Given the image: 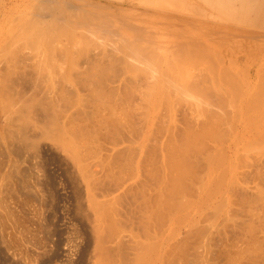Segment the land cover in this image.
Instances as JSON below:
<instances>
[{"label": "rangeland", "instance_id": "374dc122", "mask_svg": "<svg viewBox=\"0 0 264 264\" xmlns=\"http://www.w3.org/2000/svg\"><path fill=\"white\" fill-rule=\"evenodd\" d=\"M25 1L13 6L25 10ZM5 24L0 21L2 38L16 30ZM27 31L24 36H31ZM20 38L16 44L24 46L8 39L9 50L0 49L1 78L12 71L10 81L24 83L23 91L6 80L12 89L0 90V103L10 109L3 104L0 110V264H136L142 254L134 252L153 245V264H264L263 122L254 118L256 125L233 128L229 102L192 90L195 82L207 88L203 65L193 66L194 72L189 64H171L169 52H110L102 41L96 44L100 38L93 42L99 46L89 38L71 45L64 37L39 42L33 35L29 46ZM176 67L182 75L200 76L188 79L187 88ZM14 72L25 79L13 81ZM19 86L25 105L17 101L21 93H13ZM10 103L17 106L8 109ZM163 173L171 177L164 183L169 189ZM160 196L167 198L160 202ZM154 240L158 244L148 245Z\"/></svg>", "mask_w": 264, "mask_h": 264}, {"label": "bare ground", "instance_id": "6f19581e", "mask_svg": "<svg viewBox=\"0 0 264 264\" xmlns=\"http://www.w3.org/2000/svg\"><path fill=\"white\" fill-rule=\"evenodd\" d=\"M22 1H24V0H22ZM26 1H27V4L25 3ZM26 1L22 2V5H20V6L24 5V7L26 5V9L24 10L21 7V9H23V10L20 11V10L15 9V7H14L15 6L14 4H16V6H17V3H16L17 0H0V21L5 20V21H7V24L10 23V25H12L13 27L15 26V29H16L15 30L16 33L13 31L14 28H12L13 30L10 29V30H12V31H10L11 33H13V32L15 33L14 35L11 34L9 31H8L9 33L7 32L8 35L10 34L9 36L7 35L8 38H4L7 33H4L5 35L3 38H2V36H0V39H2V40L4 39L3 41L5 43V45L2 44L4 46V48L0 47V49L2 48V49L7 50L8 48H10V46L6 47L7 42L8 41H10V42L14 41L16 44V40H18L17 42H19L20 37H22L24 40H26L28 42L27 43L25 41V42H23L24 44L26 43L29 45V43L32 39L31 38L32 35L35 39L37 38L39 42H41V39L45 40L48 36H49V38H47V39H49L51 42H52V39H50L51 37L53 38V41H54V39L55 40L57 39L56 42L59 41L58 39H61L62 37H64L68 43L71 42V45H75L79 39L81 41V39H83V38H86V39L89 38L90 39V36L91 37L96 36L97 37L96 39H98V38H100V39H98V41H97L96 39L93 40L91 38L90 39L91 42L89 44L93 43L94 41L95 42L97 41L96 44L99 43L100 41H102L103 43L100 42L99 45H101V46L104 45L103 48H105V50H106V47H107L109 51L111 50L110 52H112V51L113 52H169L168 55L171 57V58H169L171 60V62L169 59L168 60L173 65L178 63V65L182 66V68H184L183 66L186 64H189L190 65L189 67L196 66L197 68L199 65L200 66L203 65V66H201V69H199V71L200 70H201V72L205 71L204 72L205 74L200 73L202 76V78L201 77L200 78L203 79L204 83L201 82L203 85L205 84V82L207 83L206 84L207 88L205 89V87L201 86L202 84L198 85V86H201L202 88H198L196 85V82L191 83V84L189 83L190 84L189 86L192 85L191 86L192 90L197 89V90H200L202 93H205V94H209L210 92H213L215 95H217V97H219L220 101H222L220 103H226V101H227V103L229 102V105L231 106V108H230L231 109V114H230L231 116L229 115L230 116L229 118H231L230 121L233 123L231 125V127L233 126V128H234V125L236 123L237 124L241 123V125L244 123V125H245L246 123H249L251 121V123L253 125H256L257 123L262 121L263 123L261 124V122H260L259 126L261 125L263 127V130H264V0H26ZM18 2H21V1H18ZM18 4H21V3H18ZM12 9L15 10L14 13L17 10L16 15L12 14L13 13ZM38 23L40 25H38ZM7 24H5V25L7 26ZM29 25L30 26L35 25V26H40V27H38V28L33 27V29L31 27L32 30L28 29L29 31H27V26H28V28H30ZM8 27H9V25H8ZM23 28H24V30L25 29L26 30L25 31L21 30ZM17 29H19L20 32ZM1 30H2V28H0V31ZM6 30H7V27H6ZM21 31H22L23 35L19 37V35H21ZM26 31L31 34V36H30L27 33L30 36V38L27 35L24 36ZM18 33H20V34H18ZM34 35H37V37H35ZM25 37H26V39H25ZM27 37L30 39V41H29V39H27ZM22 38H20V39H22ZM8 39H10V40H8ZM86 39H84V40H86ZM84 40L82 42H84ZM21 41H23V40H20V42ZM33 41H32V44H33ZM35 41H37V40H35ZM10 42H8L7 45H11ZM44 42L46 43V41H44ZM86 42H87V40H86ZM21 43H18V44H20L21 46H24ZM45 43H43L44 46H45ZM15 44L12 42L13 47L12 46L11 47L13 49L15 47L14 46ZM18 44H16L17 47H18ZM55 44H57V43H55ZM34 45H36V43ZM71 45H70V47H71ZM85 45H86V43H85ZM99 45H95V46H99ZM40 46H41V44H40ZM44 46L42 45V47H44ZM59 46H60V44H59ZM108 46H110V49ZM37 47H39V46H37ZM84 47H86V46H84ZM87 47H90V45ZM33 48H34V46H33ZM75 48H76V46H75ZM48 50H50V49H48ZM4 51L5 50H3L2 52H4ZM0 55H1V53H0ZM19 55H20V53H19ZM19 55H18V57H19ZM5 58H3L2 60H4ZM6 59L4 60L5 62H6ZM144 59H146V58H144ZM11 61H8L7 63H11ZM18 61H19V58H18ZM22 61H23V56H22ZM125 62L127 63V60H125ZM3 63H1V64H3ZM22 64H24V63H22ZM20 65H21V63H20ZM12 66H14V65L12 64ZM10 67H11V65H10ZM177 67H176V69H174V72L177 73L176 74L177 77L179 76L178 78H180V82L183 85H185L187 83V85H185V86H187V88H190L188 86V82H186V81H188V79H190L191 77H192V79L194 77H197V75L199 77L200 75L198 74V72H196L197 74L194 73L195 71H198V69L195 70L196 68L193 67L194 68V72H193L194 75L192 73L191 74L186 73V74L182 75L178 70L179 67L178 68ZM25 68H26V66H25ZM182 68H179V69L182 70ZM10 69H12V68H10ZM15 69L18 71L17 68H15ZM183 70H185V69H183ZM153 71H155V70L153 69ZM22 72H23V70H22ZM22 72H21V74H22ZM150 72H152V71H149V73ZM14 74H17V75H14ZM13 75H14V77H16V76L18 77L19 73L14 72ZM1 76H2V74L0 75V78H1ZM21 76L19 77L20 80L22 78L25 79V77L23 75H21ZM165 76H171V75H165ZM17 77L14 78L13 81H15L16 79L19 80ZM156 77H157V75H156ZM2 78H1L2 79L1 84H4L6 80H7L6 82L10 81V79L13 78L12 77V71H6V73L3 75ZM151 78H152V75H151ZM158 79H159V77H158ZM169 79H171V78H169ZM196 79H198V78H196ZM3 80H4V82H3ZM155 81H157V80H155ZM175 81H176V79H175ZM197 81H199V80H197ZM10 82H11V85H13V84H15L16 81L12 82V80H11ZM20 82L17 81L16 83H19V84H17L16 86H18V85L21 86V84H24V83H22V80ZM157 82H159V81H157ZM177 82H178V80H177ZM199 82H197V84H199ZM4 85H5V88H4V86H3V88L1 86L2 89H0V90L7 89L6 92H8V91L10 92V90L12 89V88L10 89V87H11V86H9L10 84L8 85V83H6ZM7 85L9 87V89L6 87ZM20 86H19V88L18 87L15 88L14 89L15 91H13V93L17 92V90H18L19 93H21L20 97L26 96L23 92H21L23 90L22 86H21L22 90L20 91ZM156 86H157V84H156ZM179 86H181V85H179ZM208 87H211V89L209 88L210 89L209 90ZM172 89H174V88H172ZM189 90H191V89H189ZM197 90L195 92H197V93L200 92ZM25 91L27 92V90H25ZM178 91H180V90H178ZM11 93H12V91H11ZM22 93H23V95H22ZM14 94L12 95V97L14 96ZM0 96H2V95H0ZM10 97H11V95H10ZM10 97L8 96L7 98H9L10 101L11 100L13 101L14 97H19V96L18 95L14 96L11 99H10ZM20 97L18 98L19 100H17V101H19L21 103H22V101H24V102L27 101V100H24L26 98H24V97L20 98ZM21 99H23V100L21 101ZM229 99H230V101H229ZM0 100H1V98H0ZM5 100H6V98H5ZM2 101H4V100H1V102ZM10 101H7V102L9 103ZM21 103L19 105H21ZM3 104H4V102H3ZM3 104L0 103V110L1 111L4 109L5 111L8 112L10 110L9 108H11L12 105H13V107H15L14 106L15 103L12 105L10 103V104H8V107H7L9 110H7L4 108V107H6L7 104L5 103L6 105L4 104V106H3ZM22 104L25 105L24 103H22ZM9 105H11V107ZM2 106H3V109H1ZM19 108H20V106H18V111L21 112V110H19ZM21 108H22V106H21ZM24 108L27 109L26 107H24ZM4 110H3V112H4ZM11 110H13V109H11ZM27 110L29 111V108ZM14 111H16V113H19L17 111V109ZM3 112H1V113H3ZM228 112H229V110H228ZM228 112H227V114H228ZM9 113H11V112H9ZM5 115H8V114H5ZM15 117H18V116H15ZM6 118H5V120L7 121ZM254 118L258 119L259 122L256 121L257 123L254 124L255 122L254 123L252 122V120ZM15 119L17 121V118H15ZM18 119H21V118L19 117ZM12 121L14 122L15 120L13 119ZM13 122H12V124H13ZM21 122H22V120H21ZM18 123L20 124V121ZM11 125H10V127H12ZM244 125H242V126L244 127ZM248 126H249V124H248ZM7 127L5 129H7ZM231 127H230V129H232ZM260 127L258 129H262ZM252 129H253V127H252ZM247 130H249V129H247ZM231 131H233V130H231ZM258 132H259V130H258ZM263 134H262V136H263ZM32 141H34V143H35L34 139ZM234 141H235V139H234ZM166 142H168V141H166ZM135 143H136V141H135ZM168 143H165V144L167 145ZM133 145L131 147H133ZM224 145L223 144L219 145L218 148L221 147L220 151L224 149ZM137 146H139V145H137ZM162 146H164V145L162 144ZM140 147H142V146H140ZM155 147H157V146H155ZM226 147H227V145H226ZM136 148H134V149H136ZM162 151H164V148ZM71 152H69V154ZM74 154H76V153L74 152ZM163 154H161V156ZM70 157L72 158V156H70ZM165 157H167V155ZM165 157H163L164 161L167 160ZM76 158H77V155H76ZM212 158H214V157H212ZM136 159H135V161H137ZM77 160H79V159L77 158ZM78 162H76L75 164H77ZM166 163H168V162L166 161L165 164ZM137 164L138 163L134 164V167ZM165 164L163 163V166H165ZM159 166H161V165H159ZM136 167H138V165ZM165 167L167 168V169H165V171H167L169 166L166 164ZM165 167H163V168H165ZM132 169H134V168H132ZM160 171L164 172L163 170H160ZM132 173H130L129 176H131ZM167 173L166 174L163 173V174L167 175ZM165 175H164V178H165ZM167 177H168V175H167ZM135 178H138V177H135ZM125 179L127 181V178H125ZM129 179L131 180L130 177H129ZM168 179H171V177L170 178L168 177L167 181L165 179L163 180L164 182L162 181L163 186H165V187L169 186V185L164 184L165 182H167V183L170 182V181H168ZM135 180L136 179H134V181ZM134 181L132 178V184H134L133 183ZM162 182L160 181V184ZM123 183H122V187H123ZM127 186H128V184H127ZM158 186H159V184H158ZM163 186L161 185L160 187L163 188ZM120 187H121V185H120ZM160 187H158V188L160 189ZM164 188L162 189V190H164L163 193L168 194L165 190L168 187H166L165 189ZM119 191H120V189H119ZM169 193H170V191H169ZM157 196H158V194H157ZM160 197H162V196H160ZM155 198H154V201H156ZM158 198L159 197H157V199ZM164 198L165 197L163 196L161 198V201L160 200L159 201L162 202L164 200ZM97 204H100V203H97ZM95 209H96V207H95ZM98 209H99V207H98ZM100 209H102V207ZM96 212H97V209H96ZM93 213H95V212L93 211ZM148 213H151V212H148ZM148 213H146V214L148 215ZM96 214H95V217H96ZM151 215H152V213H151ZM97 216H100V215L97 214ZM100 218H101V216H100ZM96 219H97V217H96ZM97 221H100V219ZM98 226H100V224H98ZM98 226H95V228H99ZM131 228H130V230H132ZM163 228H165V227H163ZM125 229L127 231H129L128 230L129 227H127ZM120 230L121 229H119V231ZM123 232H125V231L123 230ZM130 232H132V231H130ZM161 232H159V233L161 234ZM114 233H116V232H114ZM125 233H123V235ZM132 233H135V232H132ZM136 233H137V231H136ZM120 234H122V233H120ZM162 234H163V232H162ZM96 235H97V233H96ZM125 235H127V234H125ZM133 235H135V234H133ZM136 235H138V234H136ZM153 236H154V234H153ZM117 237H119V233H118ZM154 237H156V236H154ZM154 237H153V239H155ZM158 237H159V235H158ZM123 238H125L127 240L128 237H123ZM162 238L163 237H161V239ZM140 241H142V240H140ZM118 242H119V240H118ZM131 242L134 243L133 240ZM135 242H136V240H135ZM154 242H155V240L150 241V243H148V242L147 243H148V245H153ZM165 242H166V240H165ZM155 243H157V242H155ZM138 244H139V242H138ZM138 244H137V246L140 247ZM129 245H130V243H129ZM131 245H130V247H133V248H135V246H136V244L134 246H133V244H131ZM140 245L142 246L143 242H141ZM144 245H146V244H144ZM153 246L155 247L156 245H153ZM162 246H164V245H162ZM154 247H152V250L155 249ZM133 248H132V253L134 252ZM139 250H140V248H139ZM147 250H148V247L146 249V252L147 253L149 252L148 254L143 250L135 251L134 253L141 252V254H142V257H139L140 255L136 254L139 256H136L138 258V261L134 257L136 259L135 262L137 261L138 264H151L152 263L151 262L152 257L155 254L153 256H150V255L152 254V252L154 250L152 251L151 248L149 249V250H151V254H150V251L149 250L147 251ZM142 251L145 252V254ZM156 251H158V250H156ZM134 253H133V256H135ZM146 254L147 255L150 254V255L143 257V255H146ZM154 257H156V255ZM98 262H99V259H98ZM155 262H154V264H155ZM101 263L102 262H99V264H101ZM91 264H93V263H91ZM95 264H98V263L95 262Z\"/></svg>", "mask_w": 264, "mask_h": 264}]
</instances>
